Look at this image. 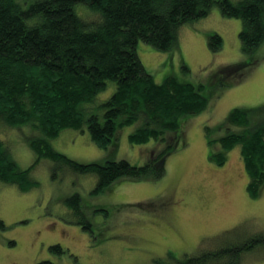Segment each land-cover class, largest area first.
Segmentation results:
<instances>
[{
	"label": "rangeland",
	"instance_id": "1",
	"mask_svg": "<svg viewBox=\"0 0 264 264\" xmlns=\"http://www.w3.org/2000/svg\"><path fill=\"white\" fill-rule=\"evenodd\" d=\"M241 27L240 18L224 15L213 4L205 16L183 23L176 42L166 50L138 41L137 53L155 81L173 75L202 84L206 107L181 116L177 146L167 155L159 178L122 177L93 193L94 174L56 167L52 160L41 158L29 173L31 187L22 190L0 180V264H35L43 259L56 264H158L154 260L168 261L169 252L179 257L264 232V186L257 197L246 193L239 146L225 151L223 164L209 157L222 150L208 139L226 131L224 123L232 108L247 109L252 124H264V41L244 51ZM213 33L221 37L217 50L208 44ZM239 62L247 65L234 73L219 69ZM113 89L109 80L98 93V102ZM134 129V124L122 126L104 148L91 140L86 129H64L50 142L79 162L124 158L140 165L147 159L148 147L163 144L154 139L129 141ZM19 131L0 126L11 146L10 157L23 169L36 159L29 136L38 133L27 126ZM75 193L78 208L65 201ZM85 220L92 231L83 227ZM52 244H59L63 252L50 249ZM241 262L264 264V247L245 252Z\"/></svg>",
	"mask_w": 264,
	"mask_h": 264
},
{
	"label": "trees",
	"instance_id": "2",
	"mask_svg": "<svg viewBox=\"0 0 264 264\" xmlns=\"http://www.w3.org/2000/svg\"><path fill=\"white\" fill-rule=\"evenodd\" d=\"M213 4L227 16L242 20L239 39L250 52L264 41V0H0V126L32 133L29 145L36 159L19 169L10 157L9 140L0 134V180L23 190L32 186L30 171L41 159L76 173L96 176L93 193L122 177L156 179L165 171L167 155L176 148L181 116L203 110L208 98L202 84L168 75L154 80L136 49L138 41L166 50L177 40L178 29L205 16ZM208 44L217 50L221 37L213 33ZM246 62L220 67L234 73ZM218 71V70H217ZM243 72L239 74L242 76ZM114 89L100 102L108 81ZM183 119V118H182ZM183 122V121H182ZM134 124L129 141L154 139L162 147H148L143 164L127 159L104 163L79 162L55 150L50 140L64 129H86L99 147H107L124 125ZM238 126L233 130L232 126ZM226 131L216 139L222 150L209 157L217 164L225 151L239 146L247 176L246 193L257 197L264 186V124H252L248 110L232 108ZM78 208L77 193L65 199ZM1 225V223H0ZM84 228L90 223L85 220ZM50 249L63 252L59 244ZM264 247V232H251L158 264H242L245 252ZM35 264H56L43 259Z\"/></svg>",
	"mask_w": 264,
	"mask_h": 264
}]
</instances>
